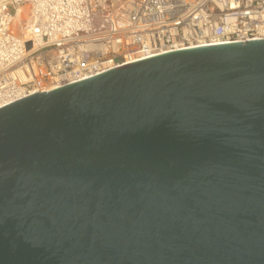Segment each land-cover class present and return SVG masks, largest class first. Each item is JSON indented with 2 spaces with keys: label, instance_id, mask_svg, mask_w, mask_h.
Wrapping results in <instances>:
<instances>
[{
  "label": "water",
  "instance_id": "1",
  "mask_svg": "<svg viewBox=\"0 0 264 264\" xmlns=\"http://www.w3.org/2000/svg\"><path fill=\"white\" fill-rule=\"evenodd\" d=\"M0 264H264V40L0 109Z\"/></svg>",
  "mask_w": 264,
  "mask_h": 264
},
{
  "label": "built area",
  "instance_id": "2",
  "mask_svg": "<svg viewBox=\"0 0 264 264\" xmlns=\"http://www.w3.org/2000/svg\"><path fill=\"white\" fill-rule=\"evenodd\" d=\"M264 40V0H0V109L171 52Z\"/></svg>",
  "mask_w": 264,
  "mask_h": 264
}]
</instances>
